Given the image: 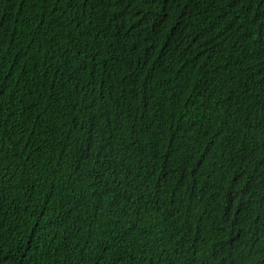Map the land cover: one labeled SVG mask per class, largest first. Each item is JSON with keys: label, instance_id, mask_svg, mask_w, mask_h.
Masks as SVG:
<instances>
[{"label": "trees", "instance_id": "16d2710c", "mask_svg": "<svg viewBox=\"0 0 264 264\" xmlns=\"http://www.w3.org/2000/svg\"><path fill=\"white\" fill-rule=\"evenodd\" d=\"M0 264H264V0H0Z\"/></svg>", "mask_w": 264, "mask_h": 264}]
</instances>
